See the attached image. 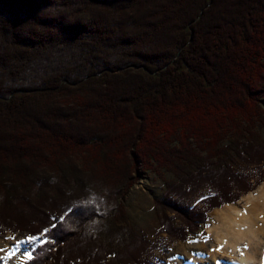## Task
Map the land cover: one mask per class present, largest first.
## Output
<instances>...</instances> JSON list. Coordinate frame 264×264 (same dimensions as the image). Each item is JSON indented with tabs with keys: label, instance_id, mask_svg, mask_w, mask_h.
<instances>
[{
	"label": "trees",
	"instance_id": "1",
	"mask_svg": "<svg viewBox=\"0 0 264 264\" xmlns=\"http://www.w3.org/2000/svg\"><path fill=\"white\" fill-rule=\"evenodd\" d=\"M262 104L264 0H0V235L43 238L24 264H155L136 175H173L155 207L188 239L263 177Z\"/></svg>",
	"mask_w": 264,
	"mask_h": 264
},
{
	"label": "rangeland",
	"instance_id": "2",
	"mask_svg": "<svg viewBox=\"0 0 264 264\" xmlns=\"http://www.w3.org/2000/svg\"><path fill=\"white\" fill-rule=\"evenodd\" d=\"M262 106L264 107V104H262ZM259 134L260 137L264 139V129L260 130ZM235 166L238 167L239 163L236 162ZM160 173L162 177L157 176L152 171H146L142 174L136 175V184L132 187V189L128 192L126 198L124 199V210L127 215L129 224L133 227V231H136L138 235H144V238H146L145 241L155 245V249L152 250L151 257L149 258V260L152 263L154 262L155 264H178L176 263V259H178L179 257L183 258L187 263L188 261L193 260V263L189 264H210L207 259L201 261L198 257V252H202V249H205V247H208L209 250L218 248L217 244H214L215 241L213 240L212 236L207 232V229L209 227L218 224L212 214L216 212V210L224 209V207L229 205L243 210V198L251 193H255L259 189V187L264 184V171L262 170L263 177L258 178V176L260 177V175H257V173L254 174V181L251 180V188H253L252 190H249V192L247 193H243V195L239 197L235 202L221 205L220 207L214 208L212 211H210L206 216L208 219L205 221L204 226L201 227L202 229L199 232L196 231L197 233L193 232L189 236L188 241L187 239H179L173 241L161 227V219L157 213L159 211L157 207H155V201L160 199L162 200V197L166 195V188L164 187L166 185V182L173 181V175L166 172L165 170H161ZM169 198H171L173 201H177L179 204H181L182 201H185H178L181 198H185L184 195L176 197L174 194H170ZM244 213L248 214L245 211ZM262 214L258 216L259 220L260 218H264V215ZM165 215L170 218L173 214L167 211ZM176 227L179 228L178 225ZM24 236L25 233L15 234L9 231L4 233L3 235H0V249L3 248L1 250L2 252L12 246L13 242L20 244V251L17 250V252L12 254L11 258L9 259V264L26 263L31 249L33 250V248L37 244L43 241V238L41 236H38V239H35L32 243H21L22 241L28 240V238ZM12 237H14L15 239H11ZM189 240L194 242L189 243ZM175 256L178 257L174 260Z\"/></svg>",
	"mask_w": 264,
	"mask_h": 264
},
{
	"label": "bare ground",
	"instance_id": "3",
	"mask_svg": "<svg viewBox=\"0 0 264 264\" xmlns=\"http://www.w3.org/2000/svg\"><path fill=\"white\" fill-rule=\"evenodd\" d=\"M243 202V210L229 205L212 214L218 224L209 227L207 232L217 244L216 249L220 250L203 248L198 252L201 261L207 259L210 264H264V218H258L262 213L264 215V184L255 193L244 197ZM19 248L20 244L13 242L5 251L0 249V264H9L12 254ZM176 263L189 264L193 260L187 263L179 257Z\"/></svg>",
	"mask_w": 264,
	"mask_h": 264
},
{
	"label": "snow or ice",
	"instance_id": "4",
	"mask_svg": "<svg viewBox=\"0 0 264 264\" xmlns=\"http://www.w3.org/2000/svg\"><path fill=\"white\" fill-rule=\"evenodd\" d=\"M45 234H46V232H45ZM11 239H15V238L12 237ZM35 239H38V237H30V238H28L27 241H22L21 243H32V242H34ZM192 242H194V241L189 240V243H192ZM17 246H19V245H17ZM214 250L218 251L220 249H214ZM28 259L31 260L32 257L29 255ZM217 264H219V262H217Z\"/></svg>",
	"mask_w": 264,
	"mask_h": 264
}]
</instances>
